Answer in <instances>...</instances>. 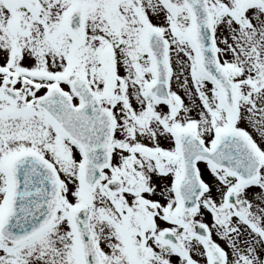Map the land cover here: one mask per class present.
<instances>
[{"label":"snow or ice","instance_id":"obj_1","mask_svg":"<svg viewBox=\"0 0 264 264\" xmlns=\"http://www.w3.org/2000/svg\"><path fill=\"white\" fill-rule=\"evenodd\" d=\"M0 264H264V0H0Z\"/></svg>","mask_w":264,"mask_h":264}]
</instances>
